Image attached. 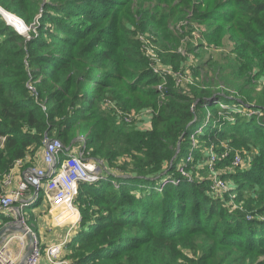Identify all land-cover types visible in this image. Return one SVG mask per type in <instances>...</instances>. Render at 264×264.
Wrapping results in <instances>:
<instances>
[{
  "label": "trees",
  "instance_id": "obj_1",
  "mask_svg": "<svg viewBox=\"0 0 264 264\" xmlns=\"http://www.w3.org/2000/svg\"><path fill=\"white\" fill-rule=\"evenodd\" d=\"M0 7L37 23L26 39L0 16V194L17 161L40 159L45 136L103 166L100 179L78 188L79 222L64 249L71 264H232L264 255V0ZM141 35L160 64L150 63ZM224 41L227 55L201 60ZM178 73L191 85L177 84ZM212 99L232 104L230 114ZM206 104L214 119L204 130ZM147 108L154 114L143 123L126 120ZM210 148L226 154L214 167L227 169L218 176L231 184L236 210L211 192ZM234 154L249 157L248 169L232 166ZM171 178L181 181L152 189ZM9 220L0 214V229Z\"/></svg>",
  "mask_w": 264,
  "mask_h": 264
},
{
  "label": "built area",
  "instance_id": "obj_2",
  "mask_svg": "<svg viewBox=\"0 0 264 264\" xmlns=\"http://www.w3.org/2000/svg\"><path fill=\"white\" fill-rule=\"evenodd\" d=\"M166 70L154 68V73L158 74L160 72V76H165ZM174 77L179 85H186L187 83L184 82L192 83V80L186 74L178 73ZM28 88L32 90L30 86ZM139 119L140 114H133L126 118L128 122L130 120L138 121ZM197 132L200 133V129L195 134H199ZM193 139L194 136H191V144L195 146ZM42 144L43 149L39 165L21 172L22 178L13 188L11 187L13 171L2 182L5 190L3 194H0V214L8 217L11 222L4 226L17 225L23 229V232L10 231L0 239V264H40L43 251L45 253L43 257L45 264H71L69 260L61 259L60 253L63 254L66 244L74 235L73 230L76 228L79 218L73 223H68L70 225L62 241L41 247L37 236L24 223L22 211L25 208H33L37 204L39 206L41 201V204L48 205V212L63 208V210H72L79 214L75 205L79 185L95 182L103 174V166L100 163L84 158L82 153L70 152L69 148L57 139L45 136ZM208 152L209 158L205 165L212 177L211 192L214 196H217L219 191L225 189L226 186L230 190L229 184L221 181L214 167V162L223 158L226 154L224 153L218 158L213 153L212 148ZM190 160L191 156L188 155L186 162ZM231 162L233 167H238L242 163V158L240 155L234 154ZM22 165L23 162L17 161L15 168L19 169ZM179 175L187 181L191 180L183 169L179 170ZM181 178L165 179L160 183L162 187L169 184L176 186L180 183ZM28 236L31 237V242L28 240ZM14 242L16 246L15 253L11 250V245ZM29 245H31V252L24 258Z\"/></svg>",
  "mask_w": 264,
  "mask_h": 264
},
{
  "label": "rangeland",
  "instance_id": "obj_3",
  "mask_svg": "<svg viewBox=\"0 0 264 264\" xmlns=\"http://www.w3.org/2000/svg\"><path fill=\"white\" fill-rule=\"evenodd\" d=\"M0 9L2 11H4L1 7H0ZM6 13H8V12H6ZM9 14H11V13H9ZM9 14H8V16H9ZM12 15H10V16H12ZM0 16L3 18V16L1 14H0ZM10 16H9V18H10L11 22L14 25L17 26V28H15V29H14V27H12V28L17 33H19L20 35L24 36L26 39H29V32H30V30H32L33 32H35V28L36 27H33V26L35 25L36 21L32 24L31 27H28L19 17L15 16V15L12 16V17H10ZM18 19L22 22V24H20V21ZM3 20L6 23V20L4 18H3ZM141 36L142 37L139 36L138 39L141 42V45L144 47L145 54L150 58V63L153 66H155L156 64H160V61L158 60V58L155 57V55H156L155 48L151 44L150 40L149 39H146V37H144L143 35H141ZM210 50H211L210 52H207L204 55L201 54V53H198V54H200L201 60L202 59L205 60L207 57L210 56V54H212V56L214 58H216V59H218L220 55L224 57L231 50V45L228 42L224 41L223 47H220L217 50H213V49H210ZM184 83H187V84H190L191 85V83H188V82H184ZM212 102L216 103L220 107V109L225 108L224 110H226V113L230 114L229 109H231L232 104H227L225 102H221V103L218 104V101H216V100H213ZM209 105L210 104H206L205 105V109H206V112L205 113L207 114V116H206V120H205L206 126L204 127V130H207V128L209 127V124L212 123V120L214 119V117H213V115L211 113V110H210ZM241 113L243 115L244 114H247L242 109H241ZM139 114H140V119L138 121L143 123L152 114H154V111L151 108H147V110H144V111H142ZM214 114H216V117H219V115H221V111L216 110V113H214ZM210 119H211V121H210ZM228 119L231 120V116L228 117ZM214 126L216 127V125H212V127H214ZM198 130L199 129L194 128V131L193 132H196ZM200 132H201V129H200ZM197 133H199V132H197ZM193 141H195L194 143L196 145L197 144V140L194 138ZM223 146H225V148L227 147V145H223ZM228 147L231 148L230 146H228ZM242 157H241L242 158L241 165L238 166V167H236V168L239 169V170H241V169H248V163L247 162L249 161V157H247L246 155H244ZM186 160H187V158L185 159V162H186ZM36 162H37V164H40V159L38 158L35 161L31 157H27L26 163H24L22 166H20L21 167L20 168V171L23 172V171H26L27 169H33V168H35ZM226 171H227V169L220 168V169H217L216 170V173L220 176L221 174L222 175L225 174ZM184 173L187 174L186 170H184ZM206 175L209 176V174H206ZM221 181H223L225 184L228 183L229 186H231V184L229 182L224 181L222 179H221ZM163 188H165V187H162L161 186V183H159L158 185H153L152 186V189H155V190H161ZM232 196H233V193H231L228 190V187L226 186V188L223 189V190H221V191H219V194L217 196H215V197L218 198V200H224L225 203L228 202L229 203L228 209H230V210H236L239 207H238L237 204H234L233 203V201L231 199ZM40 205H41V201H40L39 206L37 204L33 208H25L22 211V215L24 216V223L31 230V232L34 233L37 236V238L39 240V243L41 244V247L44 244L43 243V239L45 240V243H47L48 245L55 244V243H59L65 237V234H66V230L65 229H66V227L68 228L69 225H70L68 223H70V222L73 223L74 212L73 211H68V210H63V208H60L57 211L56 210H54V211L51 210V211L48 212L49 207H48V205H45L44 204L45 207L42 206V208H43V210L46 209V211L44 213H39V211H37L36 208H40ZM261 219L264 221V216H262ZM7 223H11L10 220ZM73 231H74V234H75L76 233V228ZM62 236H63V238H62ZM47 241H50V242H47ZM49 243H51V244H49ZM14 245H15V242L11 246H14ZM239 252L240 251H237V253H239ZM44 254L45 253L43 251V253L41 255V258L42 259L44 257ZM184 254L191 255L190 252H188V251H184ZM220 256H222V254H220ZM65 257H66L65 251L63 252V254L60 253V258L61 259H64L65 260L66 259ZM231 260H233V257L231 258ZM243 260H245L244 264L264 263V255H260L258 257H254V258L246 257L245 259H242L241 261H239L237 263H232V264H240Z\"/></svg>",
  "mask_w": 264,
  "mask_h": 264
},
{
  "label": "crops",
  "instance_id": "obj_4",
  "mask_svg": "<svg viewBox=\"0 0 264 264\" xmlns=\"http://www.w3.org/2000/svg\"><path fill=\"white\" fill-rule=\"evenodd\" d=\"M13 183H12V188L13 187H15L17 184H18V182H19V180L22 178V173H21V171H20V168L19 169H17V168H15L14 170H13ZM42 206H44L45 207V205L42 203L41 205H40V208H36L37 209V211H39V213H44L45 211H46V209L45 210H43V208H42ZM42 212H41V211ZM35 211V210H34ZM59 213V212H58ZM77 218H79V214H78V217ZM76 227H77V225H76ZM68 228L66 227V229L65 230H67ZM65 234V233H64ZM42 235V234H41ZM62 235V234H61ZM64 236V235H63ZM63 236H62V238H63ZM47 242H50V241H47ZM43 246H49L47 243H45V240L43 239ZM49 244H51V243H49ZM11 250H12V252L13 253H15V251H16V246L14 245V246H11ZM40 264H45V262H44V259H42L41 260V262H40Z\"/></svg>",
  "mask_w": 264,
  "mask_h": 264
},
{
  "label": "water",
  "instance_id": "obj_5",
  "mask_svg": "<svg viewBox=\"0 0 264 264\" xmlns=\"http://www.w3.org/2000/svg\"><path fill=\"white\" fill-rule=\"evenodd\" d=\"M1 11H2V10L0 9V14H1V15L3 16V18L6 20L4 14H2ZM6 23H7V25H9V26H11V27H14V26H13L12 24H10L7 20H6ZM15 28H16V27H14V29H15ZM10 231H18V232L22 233V232H23V229H22L20 226H17V225L4 226V227H2V228L0 229V239H1L5 234L9 233ZM28 240L30 241V240H31V237L28 236ZM30 242H31V241H30ZM30 252H31V245L28 246L24 258L27 257V256L30 254ZM24 258H23V259H24Z\"/></svg>",
  "mask_w": 264,
  "mask_h": 264
},
{
  "label": "bare ground",
  "instance_id": "obj_6",
  "mask_svg": "<svg viewBox=\"0 0 264 264\" xmlns=\"http://www.w3.org/2000/svg\"><path fill=\"white\" fill-rule=\"evenodd\" d=\"M1 12H2V14H4L6 20H7L10 24H12L14 27L17 28V26L14 25V24L11 22L10 18H9V16H10L11 14L6 13L5 11H1ZM8 14H9V16H8ZM12 16H14V15H12ZM12 16H10V17H12ZM59 209H60V208H57V209H55V210L57 211V210H59ZM68 211H72V210H68ZM73 212H74V219H73V222H75V220H76L77 217H78V213H77L76 211H73Z\"/></svg>",
  "mask_w": 264,
  "mask_h": 264
}]
</instances>
